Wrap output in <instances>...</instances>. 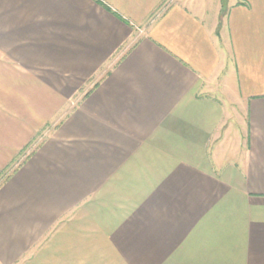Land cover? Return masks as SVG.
<instances>
[{
    "label": "crops",
    "instance_id": "1",
    "mask_svg": "<svg viewBox=\"0 0 264 264\" xmlns=\"http://www.w3.org/2000/svg\"><path fill=\"white\" fill-rule=\"evenodd\" d=\"M221 1L0 0V264H264V0Z\"/></svg>",
    "mask_w": 264,
    "mask_h": 264
},
{
    "label": "rangeland",
    "instance_id": "2",
    "mask_svg": "<svg viewBox=\"0 0 264 264\" xmlns=\"http://www.w3.org/2000/svg\"><path fill=\"white\" fill-rule=\"evenodd\" d=\"M227 2H228V0H222L221 1L222 11H223L222 17L223 16L225 17L226 11L228 10ZM225 106H226V110L228 111V106H229L228 101H225ZM229 108H230V106H229ZM234 123L236 124V131H234L232 133V135L230 136V138L228 140L229 151H233L234 142L236 141L237 138H240L242 136L243 130H244V124L238 118H236ZM43 136H45V129H44V132L32 144L28 145L27 149L25 150V153H29L36 146L38 141ZM226 150H227V147H226Z\"/></svg>",
    "mask_w": 264,
    "mask_h": 264
}]
</instances>
